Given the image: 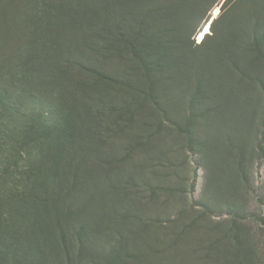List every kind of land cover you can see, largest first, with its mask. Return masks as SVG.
<instances>
[{
	"label": "rangeland",
	"instance_id": "1",
	"mask_svg": "<svg viewBox=\"0 0 264 264\" xmlns=\"http://www.w3.org/2000/svg\"><path fill=\"white\" fill-rule=\"evenodd\" d=\"M225 1L0 0V197L53 157L61 198L2 208L8 264H264V0Z\"/></svg>",
	"mask_w": 264,
	"mask_h": 264
},
{
	"label": "trees",
	"instance_id": "2",
	"mask_svg": "<svg viewBox=\"0 0 264 264\" xmlns=\"http://www.w3.org/2000/svg\"><path fill=\"white\" fill-rule=\"evenodd\" d=\"M228 0L225 1V3ZM257 24L264 22L263 17H258L255 19ZM252 23V18L247 19L245 21L246 25H250ZM213 23L211 24L210 28L212 27ZM263 25V24H262ZM264 26V25H263ZM257 29V26H254ZM253 38H257V34L253 35ZM205 36L203 37V40ZM202 40V41H203ZM48 160L53 161V157H47ZM56 159H59L57 157ZM49 161H42L36 163L34 165H30L28 168H25L22 172L15 171V174L19 175L21 189L17 188L13 191L12 194L8 195V197L1 196L0 197V264H8L9 262L14 261L13 257L8 256L7 252V241L5 240L8 237V229L9 223L7 222V214L2 212V208L5 206H12V210L16 211L17 207H23L24 211H31L32 213H43L47 216L49 213V205L56 204V202H61V198L59 192L57 191V186L59 183L57 181L60 178V174L58 169L55 165H50ZM50 165V168H49ZM24 182V183H23ZM15 188V186H14ZM57 191V192H56ZM56 193V194H55ZM39 206V210L36 211L37 207ZM12 210L8 211V215L12 217ZM4 242L5 245H4ZM9 258V259H8Z\"/></svg>",
	"mask_w": 264,
	"mask_h": 264
}]
</instances>
